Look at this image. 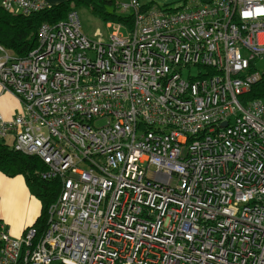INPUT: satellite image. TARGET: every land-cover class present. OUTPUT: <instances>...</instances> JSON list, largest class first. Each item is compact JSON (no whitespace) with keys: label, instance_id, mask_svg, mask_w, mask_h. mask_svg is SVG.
Segmentation results:
<instances>
[{"label":"built area","instance_id":"2783aa9c","mask_svg":"<svg viewBox=\"0 0 264 264\" xmlns=\"http://www.w3.org/2000/svg\"><path fill=\"white\" fill-rule=\"evenodd\" d=\"M119 10L133 23L107 38L74 10L24 59L0 46V97L22 105L0 115V140L61 184L43 231L16 240L1 223L0 264H264V102L244 100L262 75L264 0Z\"/></svg>","mask_w":264,"mask_h":264},{"label":"trees","instance_id":"16d2710c","mask_svg":"<svg viewBox=\"0 0 264 264\" xmlns=\"http://www.w3.org/2000/svg\"><path fill=\"white\" fill-rule=\"evenodd\" d=\"M81 8L91 12L104 23L114 22L131 25L133 16L120 15L116 0H68L54 6L51 10L35 12L29 16L14 15L0 6V45L20 59L26 58L39 45V30L44 24H57L66 20L72 11ZM259 100L264 102V73L244 100ZM47 170L45 164L37 157H29L14 151L6 140H0V172L7 177H25L26 185L31 193L41 203V215L35 222L40 231L46 226L48 209L55 202L61 184L58 180H43L42 174ZM0 220V229L1 228ZM2 242L0 240V250Z\"/></svg>","mask_w":264,"mask_h":264},{"label":"crops","instance_id":"0c3cea01","mask_svg":"<svg viewBox=\"0 0 264 264\" xmlns=\"http://www.w3.org/2000/svg\"><path fill=\"white\" fill-rule=\"evenodd\" d=\"M56 6L68 0H46ZM131 0H129L130 2ZM144 8H180L186 0H139ZM117 2V1H116ZM184 2V3H183ZM127 3V2H126ZM124 3V4H126ZM119 7L121 4L117 3ZM21 111L19 100L11 94L0 97V115L5 120H13ZM31 195L25 177H7L0 172V220L6 225L12 238L20 239L27 228L35 224L41 215V203ZM40 207V213H39Z\"/></svg>","mask_w":264,"mask_h":264},{"label":"rangeland","instance_id":"374dc122","mask_svg":"<svg viewBox=\"0 0 264 264\" xmlns=\"http://www.w3.org/2000/svg\"><path fill=\"white\" fill-rule=\"evenodd\" d=\"M116 1H117V3H119L121 5H123L126 2L129 3V0H116ZM187 1H189V0H186L185 2H187ZM163 8H169V7H163ZM170 9H174L175 10V8H171V7H170ZM177 9H179V8H177ZM118 12H119L120 15L122 14L123 16L131 15V11H128V12L124 13L123 11L118 10ZM78 13H79L80 21H81L82 33L85 34L90 39L95 40V39H99L100 37L107 38L108 35L111 33L112 30L108 29L107 27H108L109 24L113 25L114 22H109V24L102 22L97 17H95V15L91 12L90 9L81 8V9L78 10ZM14 15H19V14H14ZM118 24H120V23H118ZM123 33L125 35H127V32L124 29H123ZM1 48L4 50V52L10 53V51L5 49L4 47L1 46ZM0 55H3V53H0ZM255 67H256V71L259 74H263L264 73V57L260 58L255 63ZM198 73H199V70H197V68H193V69H191L190 72L188 70H186L183 73V77H184V79L188 80L190 76L196 77L198 75ZM6 94H8V93H6ZM20 105H21V102H20ZM21 109H22V105H21ZM20 113H21V111H20ZM6 141H7V143L9 145L12 146L13 140H12L11 137L8 138ZM33 202H37L39 204V202L37 200H34ZM39 213H40V207H39Z\"/></svg>","mask_w":264,"mask_h":264}]
</instances>
